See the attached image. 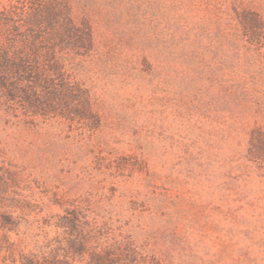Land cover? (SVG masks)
I'll return each instance as SVG.
<instances>
[{"label": "rangeland", "instance_id": "rangeland-1", "mask_svg": "<svg viewBox=\"0 0 264 264\" xmlns=\"http://www.w3.org/2000/svg\"><path fill=\"white\" fill-rule=\"evenodd\" d=\"M65 1L91 27L66 67L97 118L0 107V211L27 220L16 253L79 211L115 264H264V0Z\"/></svg>", "mask_w": 264, "mask_h": 264}, {"label": "trees", "instance_id": "trees-1", "mask_svg": "<svg viewBox=\"0 0 264 264\" xmlns=\"http://www.w3.org/2000/svg\"><path fill=\"white\" fill-rule=\"evenodd\" d=\"M0 24V107L7 113L20 108L31 124L37 119L96 120L89 92L66 67L70 57L91 53L92 31L87 22L75 21L67 1L12 7L1 13ZM254 156L261 158V153ZM23 221L25 217L0 211L2 264H77L85 258L87 264H115V259L123 257L120 248L92 235L79 211L59 218L54 225L56 236L48 239L47 233L38 253H16L21 243L11 241L10 235L19 231Z\"/></svg>", "mask_w": 264, "mask_h": 264}]
</instances>
